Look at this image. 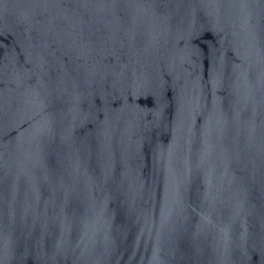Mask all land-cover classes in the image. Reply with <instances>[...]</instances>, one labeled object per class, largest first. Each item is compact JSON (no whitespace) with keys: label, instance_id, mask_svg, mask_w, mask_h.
Returning a JSON list of instances; mask_svg holds the SVG:
<instances>
[{"label":"water","instance_id":"95a60500","mask_svg":"<svg viewBox=\"0 0 264 264\" xmlns=\"http://www.w3.org/2000/svg\"><path fill=\"white\" fill-rule=\"evenodd\" d=\"M0 264H264V0H0Z\"/></svg>","mask_w":264,"mask_h":264}]
</instances>
